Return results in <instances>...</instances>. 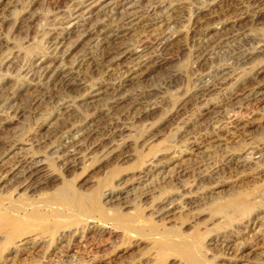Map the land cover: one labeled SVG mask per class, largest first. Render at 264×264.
Returning a JSON list of instances; mask_svg holds the SVG:
<instances>
[{
    "label": "rangeland",
    "instance_id": "374dc122",
    "mask_svg": "<svg viewBox=\"0 0 264 264\" xmlns=\"http://www.w3.org/2000/svg\"><path fill=\"white\" fill-rule=\"evenodd\" d=\"M82 1L1 0L0 109L4 126L0 155L11 142H19L23 155L34 154L44 160L52 180L30 197L23 190L15 194L14 186L0 193V202L10 208L0 209L4 220L0 222V263L228 264L238 246L246 254L241 264H264V245H253L250 233L237 235L241 215L229 208L233 200L251 207V218L264 215V160L256 163L254 158L264 141V102L259 108L241 110L243 96H236L259 80L264 83V18L240 11L225 15L229 2L224 0H131L133 11L143 21L160 16L165 9L175 17L172 26L158 29V36L155 32L147 39L151 43L144 53L149 57L147 64L122 85L115 94L118 103L111 104L113 92L106 87L117 81L118 72L130 61L128 55L112 64L106 75L99 68H80L68 77V87H40L35 86V80L22 78L23 71L32 66L64 73L82 55L99 58L101 50L88 39H78L77 32L66 36L62 46L66 55L59 67L46 48L49 37L61 31ZM197 14L201 28L214 27L204 38L193 28ZM220 23H224L221 28ZM133 29L116 38L114 45L120 51L137 46L140 32ZM163 36H171L170 41L157 51ZM100 80L104 81L101 95L94 90ZM235 117L248 122L240 134L215 142L202 140L219 127H227ZM82 131L92 136L81 146L79 163L65 172L60 167L63 148ZM229 153L243 156L247 165L220 171ZM144 168L148 178L139 180ZM56 192L72 198L83 195L86 210L53 203L51 196ZM37 202L47 208L32 212L30 208ZM166 204L173 209L160 219ZM18 231H22L20 236ZM229 233H234L232 241H228ZM6 235L15 238L5 244ZM27 236H36L41 245L19 251L18 240ZM249 250L252 253L247 254ZM188 255L197 261H186ZM11 258L12 262H4Z\"/></svg>",
    "mask_w": 264,
    "mask_h": 264
},
{
    "label": "bare ground",
    "instance_id": "6f19581e",
    "mask_svg": "<svg viewBox=\"0 0 264 264\" xmlns=\"http://www.w3.org/2000/svg\"><path fill=\"white\" fill-rule=\"evenodd\" d=\"M216 1V0H215ZM218 1V0H217ZM220 1V0H219ZM131 0H83L77 7H75L74 11L71 13V15L69 16V20H67V22L65 23V26L60 29L61 31L58 34H54L51 35L48 39V41L46 42V48H48V50L50 51V53L53 56L54 59V63L58 62V67L59 65H61L62 63V58L66 55H64V52H62V46H63V42L66 38V36H68V34H72L74 32H77L79 35L78 39H88V41L93 45L96 46V48L98 50H101L100 54H99V58H95V56H76L78 58H76L74 60V62H72L71 64V68L70 66H68V68H70L67 70V72H62V70H57L56 73H51V70L48 68L45 69H41L40 67L37 66H32L31 68L29 67L28 69H26L25 71H23V76L22 78H29L31 80H35V86H40V87H45V86H49L52 85L56 88H62V87H68L71 86L68 84L67 81L68 77H70L73 73H76L75 71H78L80 68L84 67V66H89L91 68H99L102 70V73L106 75V73H108L111 70V66L112 64H114L116 61H118L120 58L125 57L126 55H128L129 58V62L127 65H123V68L118 72L119 76L117 77V81L115 83L112 82V85L109 87H106V89L111 90L112 92V96H111V104H116V102L118 103V99L115 100V94L118 93V91L121 89L122 85L126 82V81H130L131 79H134V77L136 75L139 74V70L144 67L147 64V61L149 60L147 55H144L145 52L148 51V49L151 47V43L148 41L149 37L154 34L158 29H162L163 27L168 28L169 26H172L171 23H173L174 21V17L175 15H173L172 13H170V9L166 12L163 11V13L158 17L155 18H151L149 20L146 21H141V19H139V17L137 16V14H135V12L133 11L132 7H133V3H130ZM136 2V0H135ZM207 2V1H206ZM209 2V1H208ZM224 2H229L226 5V9H222L224 11L223 14H227V13H236L237 11L241 12L242 14H246V15H251L252 18H257V17H262L264 18V0H224ZM0 4H1V0H0ZM201 4V2H200ZM203 4V3H202ZM207 4V3H206ZM220 4V3H219ZM205 7V6H204ZM203 7V8H204ZM210 7V6H209ZM219 7V6H218ZM222 7V5H221ZM207 8V7H206ZM211 8V7H210ZM220 8V7H219ZM225 8V6L223 7ZM242 8V9H241ZM161 9V8H160ZM199 9V8H198ZM205 9V8H204ZM203 9V10H204ZM212 9V8H211ZM200 10V9H199ZM201 8V12L203 11ZM209 10V9H208ZM152 11V10H151ZM177 11V10H176ZM200 11H198V14H201ZM206 11V9H205ZM211 11V10H209ZM208 11V12H209ZM222 11V12H223ZM172 12V10H171ZM137 13V12H136ZM174 13V12H173ZM213 13V12H211ZM210 13V14H211ZM230 13V15H231ZM156 14V13H155ZM197 15H195L196 17L193 18V20L195 19V21H193V28L197 29L198 28V34L200 36H206L209 32H211V29H214L208 27H202V23H200L197 19ZM209 14V15H210ZM233 14V15H234ZM238 14V13H237ZM137 17H136V16ZM222 15V13H221ZM224 15V16H225ZM230 15L227 16L230 17ZM67 16V17H68ZM97 16H103L104 18H102V20H97L96 22H90L92 19H94V17ZM142 16V15H141ZM144 16V15H143ZM157 16V15H156ZM218 16V15H217ZM232 16V15H231ZM236 16V15H234ZM239 16V14H238ZM148 17V16H147ZM211 17V16H210ZM209 17V18H210ZM237 17V16H236ZM234 17V18H236ZM242 17V15H241ZM208 18V19H209ZM250 18V16H249ZM176 19V18H175ZM229 19V18H228ZM231 19V18H230ZM242 19V18H240ZM65 20V19H64ZM65 20V21H66ZM96 20V19H95ZM203 20V19H202ZM214 20V19H213ZM223 20V19H221ZM226 20V19H225ZM232 20V19H231ZM235 20V19H234ZM233 20V21H234ZM237 20V19H236ZM206 21V20H205ZM229 21V20H228ZM64 22V21H63ZM221 22V21H220ZM226 22V21H225ZM92 23V24H91ZM235 23V21L233 22ZM64 24V23H63ZM62 24V25H63ZM206 24V23H205ZM212 24V23H211ZM210 24V25H211ZM216 24V22H215ZM204 25V24H203ZM209 25V24H208ZM218 25V24H217ZM224 25V23H220V28L221 26ZM191 26V25H190ZM134 27L139 28V32H140V36L138 34V43L137 46L128 51V50H122L120 51V48H117V45L115 46V40L117 37H119V34L128 30L133 29ZM217 27V26H215ZM59 28V27H58ZM110 28H112L113 30L110 31ZM191 28V27H190ZM219 28V27H218ZM170 29V28H169ZM200 29V30H199ZM136 30V29H135ZM164 30V29H163ZM166 30V29H165ZM55 31V30H54ZM138 31V30H137ZM194 31V30H192ZM134 32V29L133 31ZM161 32V31H160ZM172 32V31H171ZM195 32V31H194ZM138 33V32H137ZM75 34V33H74ZM159 34V33H158ZM157 34V36H158ZM234 35V34H233ZM239 35V34H238ZM154 36V35H153ZM160 36V35H159ZM173 36V35H172ZM176 36V35H175ZM209 36V35H208ZM235 36V35H234ZM162 37V36H161ZM170 37L171 36H163V38L159 39L160 41L157 43V51H162L165 46L168 44V42L170 41ZM233 37V36H231ZM151 38V37H150ZM153 38V37H152ZM156 38V37H154ZM174 38V37H173ZM137 39V38H136ZM135 39V40H136ZM148 39V40H147ZM240 39V38H239ZM154 40V39H152ZM196 40V39H195ZM224 40V39H223ZM137 41V40H136ZM151 41V39H150ZM235 41V39H234ZM81 42V41H80ZM84 42V41H83ZM156 42V41H155ZM94 46V47H95ZM154 46V45H152ZM217 46V45H216ZM93 47V46H91ZM89 47V48H91ZM120 47V46H119ZM156 47V46H154ZM96 49V51H97ZM127 49V48H126ZM131 49V48H130ZM155 49V48H154ZM258 49V48H257ZM151 50V49H150ZM48 51V52H49ZM87 51V50H86ZM98 52V51H97ZM211 52V51H210ZM49 53V54H50ZM65 53H67L65 51ZM99 53V52H98ZM151 53V52H149ZM153 53V52H152ZM256 53V52H255ZM48 54V53H47ZM48 54V55H49ZM94 54V52H93ZM86 55V53H85ZM98 55V54H96ZM51 56V57H52ZM157 57V56H156ZM250 57V56H249ZM156 59V58H155ZM154 59V61H155ZM248 59V58H247ZM128 61V60H127ZM159 61V60H158ZM161 62V61H160ZM40 63V62H39ZM157 63V62H156ZM126 64V63H125ZM153 64V63H152ZM160 64V63H159ZM33 65H37L33 63ZM115 66V65H114ZM152 66V65H151ZM263 66V65H262ZM27 67V66H26ZM52 67V66H51ZM56 67V68H58ZM152 68V67H151ZM86 69V68H85ZM119 69V68H118ZM264 69V68H263ZM262 69V70H263ZM113 70V69H112ZM144 71V69H143ZM112 72V71H111ZM138 72V74H137ZM146 72V71H145ZM142 74V72H141ZM229 75V74H228ZM59 76V78H58ZM79 77V76H78ZM109 77V75H108ZM213 77V76H212ZM104 79V78H103ZM78 80V79H77ZM106 80V79H105ZM80 81V80H79ZM70 82V81H69ZM104 82V81H103ZM103 82H99L98 84V88L94 89L96 91V94L100 93V92H104L103 90L101 91V88L104 86ZM106 82V81H105ZM222 82V81H221ZM255 82V81H254ZM108 83V82H107ZM77 84V83H76ZM109 84V83H108ZM111 84V83H110ZM235 86V85H234ZM39 87V88H40ZM94 87V86H93ZM97 87V86H95ZM94 87V88H95ZM246 87V86H245ZM243 87V88H245ZM248 87V85H247ZM55 88V89H56ZM233 88V87H232ZM242 88V87H241ZM242 88V89H243ZM69 89V88H68ZM62 90V89H61ZM205 90V89H204ZM203 90V91H204ZM208 90V89H207ZM238 90V89H237ZM241 91V89H239ZM60 91V90H57ZM201 91V90H200ZM227 91V90H226ZM87 92V91H86ZM232 92V90H231ZM239 92V91H238ZM199 93V92H198ZM230 93V92H229ZM93 94V93H92ZM91 94V95H92ZM94 94V95H96ZM231 94L235 95V92H232ZM101 95V93H100ZM111 95V94H108ZM243 96L242 99L240 98V102L241 100H243L241 103L242 105L239 106V109L241 110H247L250 107H255V108H259L263 102H264V83H256L254 85H252V87L250 88H246V90H242V92H239V94L237 93L236 96ZM89 96V95H87ZM93 97V96H92ZM95 97V96H94ZM231 97V95H230ZM36 98V97H34ZM39 98H36L35 100H38ZM230 99V98H229ZM120 101V100H119ZM39 102V101H38ZM110 102V101H109ZM208 102V101H207ZM239 102V105L241 104ZM113 106V105H112ZM115 106V105H114ZM209 106V105H208ZM238 106V105H237ZM150 107V106H149ZM143 108V107H142ZM212 108V107H211ZM238 108V107H237ZM4 109V108H3ZM14 109V108H13ZM204 109L208 110L209 107H204ZM253 108H251L252 110ZM17 110V109H16ZM143 110V109H142ZM145 110V108H144ZM258 110V109H257ZM256 110V112H257ZM261 110V109H259ZM263 110V109H262ZM19 111V110H18ZM21 111V110H20ZM250 111V110H248ZM246 112V111H245ZM264 112V110H263ZM2 113L3 111L0 109V132L4 126L3 120H1L2 117ZM10 113H14L10 112ZM200 113V112H199ZM205 113V111L203 112ZM17 115V113H16ZM264 115V114H261ZM240 117V116H239ZM239 117H235L233 119L230 120L229 124L227 127H219L216 131H213L211 134L209 133L208 136L204 137L203 136V141H208L211 140L212 142H215L219 139H224L226 137L229 136H237V134H240L242 131L245 130L246 127V122L244 120H242V118L240 119ZM244 119V118H243ZM9 121V120H8ZM250 123V122H249ZM121 126V125H120ZM217 127V126H216ZM5 128V127H4ZM85 129V128H84ZM77 130V129H76ZM82 130V128H81ZM88 130V129H87ZM79 131V130H78ZM90 131V130H89ZM89 131H82L81 133L78 134V132H76L74 134V138L70 141L71 142H66V149L63 148L64 152L63 155L60 157V167L62 170H64L65 172H69L72 170V168L74 169V167L76 166V163L78 162V160L81 158V146L83 144H86V140L88 141L90 139V137L92 136V134ZM122 131V130H121ZM120 131V132H121ZM247 131V129H246ZM202 133V132H201ZM244 133V132H243ZM207 134V133H206ZM205 134V135H206ZM242 135V134H241ZM240 135V136H241ZM73 136V135H72ZM231 139V138H230ZM228 139V140H230ZM91 141V140H90ZM113 141V140H112ZM120 141V140H119ZM226 141V140H225ZM198 142V141H197ZM65 143V142H64ZM90 143V142H89ZM94 143V142H93ZM122 143V142H121ZM208 143V142H207ZM210 143V142H209ZM208 143V144H209ZM92 144V143H91ZM89 144V145H91ZM202 144V143H201ZM206 144V143H204ZM64 145V146H65ZM124 145V144H123ZM22 145L19 142L13 141L9 144L8 148H5V151L3 152L2 155H0V193L4 192L5 190H8L9 187L14 186L15 187V191L14 193L17 194L18 190H23L26 194H28L27 197H30L33 195V193L39 189L42 186H45L47 184H49V182L52 180L51 177L49 176V174L46 171V167L44 165V160H42L39 156L34 155V154H24L25 150L23 149L24 147H21ZM88 146V145H87ZM125 146V145H124ZM204 146V145H203ZM101 147V146H100ZM114 147V146H111ZM116 147V146H115ZM121 147V146H120ZM193 147V146H192ZM99 148V147H98ZM194 148V147H193ZM192 148V149H193ZM257 148V147H256ZM86 149V147H85ZM191 149V148H190ZM189 149V150H190ZM197 149V148H196ZM22 151V155L20 153H18V151ZM24 150V152H23ZM62 150V149H61ZM114 150V148H113ZM119 150V149H118ZM17 151V152H16ZM58 151V150H57ZM60 151V150H59ZM58 151V152H59ZM84 151V150H83ZM199 151V150H198ZM110 151L107 152V154ZM114 152V151H113ZM192 152V151H191ZM190 152V153H191ZM55 153V152H54ZM106 153V152H105ZM112 153V152H111ZM20 154V155H19ZM60 154V153H59ZM62 154V153H61ZM60 154V155H61ZM230 154V153H229ZM109 155V154H108ZM255 155V159L257 160V162L260 163V161L264 160V141L260 143L259 148L256 150V152L254 153ZM105 156V155H103ZM85 157V156H84ZM245 157V156H244ZM45 158V157H43ZM46 159V158H45ZM263 162V161H262ZM79 163V162H78ZM223 163V162H222ZM247 163V159L246 158H242L239 157H234V155H228L227 158L225 159V163L222 165L220 171L222 170L226 172L228 170H233L235 168L238 167H244V165ZM247 165V164H246ZM146 167V166H145ZM157 167V166H156ZM153 168V167H152ZM148 169V168H147ZM155 169V168H154ZM142 169L141 174L142 176L139 177V180H143L148 178V173L146 170ZM151 170V169H150ZM176 170V169H175ZM180 170V169H179ZM216 170V169H215ZM264 170V169H262ZM160 171V170H159ZM178 171V170H177ZM150 172V171H149ZM181 172V171H180ZM264 172V171H261ZM163 173V171H162ZM176 173V172H175ZM256 173V172H255ZM258 173V172H257ZM140 174V173H138ZM140 174V175H141ZM153 174V173H152ZM157 174V173H156ZM171 174V173H170ZM260 174V173H258ZM257 174V175H258ZM262 174V173H261ZM163 175V174H162ZM160 175V176H162ZM175 175V174H174ZM177 175V173H176ZM52 176V175H51ZM139 176V175H138ZM138 176L136 179H138ZM159 176V175H158ZM164 176V175H163ZM154 177V176H153ZM168 177V176H165ZM172 177V176H171ZM161 178V177H160ZM153 179V178H152ZM159 180V179H158ZM161 180V179H160ZM170 181V178L169 180ZM146 182V181H145ZM144 182V183H145ZM159 182V181H158ZM161 182V181H160ZM139 183V182H138ZM143 183V182H142ZM159 184V183H158ZM16 185V186H15ZM140 185V184H139ZM142 185V184H141ZM49 186V185H48ZM64 188V187H63ZM60 190V188H58ZM57 189V190H58ZM65 189V188H64ZM41 190V189H40ZM22 191V192H23ZM55 191V190H54ZM53 191V192H54ZM71 191V190H70ZM69 191V192H70ZM212 191V190H211ZM52 192V193H53ZM65 192H67L65 190ZM29 193H31L29 195ZM77 193V191L75 192V194ZM81 193V192H80ZM20 194H18L19 196ZM49 195V194H48ZM52 197V198H51ZM51 201H53V203H58L61 204L63 206H74L76 209H80L82 211L86 210V197H84L83 195L78 194L76 197H70V195L66 194V193H54L51 196ZM49 198V199H50ZM48 199V198H47ZM2 201V199H0ZM190 200V199H189ZM186 202V201H185ZM188 202V201H187ZM191 202V201H190ZM189 202V203H190ZM231 202V201H230ZM234 202V203H233ZM237 202V201H236ZM162 203V202H161ZM169 203V201L167 202ZM188 203V204H189ZM22 204V203H20ZM31 205V204H30ZM177 205V204H176ZM231 210H233L235 213L239 212V214L241 215V219L243 214H248L246 215L245 218H243V220L240 219L235 221H239V225L241 226L240 230H237L238 232L237 235L239 233L241 234H245V233H250V236L252 237V240L255 244V246L259 247L264 245V215L263 216H259L260 218H251L250 216V209L245 205L239 204V203H235V201L232 200L231 203H229ZM17 207V206H16ZM25 207V206H24ZM29 207V205H28ZM47 208L46 205L42 204V202H37L35 205L31 206L30 210L32 212H40L41 210H43L44 208ZM179 208V207H178ZM177 208V209H178ZM226 208V207H225ZM0 209H8L10 210L9 206L8 207H4V205L2 204V202H0ZM173 209V206L170 204H166V206L164 205L161 208V213L160 215H164L167 216L171 213L170 210ZM222 209V208H221ZM220 209V210H221ZM24 210V209H23ZM100 210V208H99ZM230 210V211H231ZM250 210V211H249ZM11 211H13V209H11ZM29 211V210H28ZM68 211V210H67ZM159 209L156 211L158 212ZM232 211V212H233ZM8 212V211H7ZM60 212V211H59ZM174 212V211H173ZM226 212V211H225ZM222 213H224L222 211ZM228 213V212H227ZM226 213V216H227ZM153 214V213H152ZM229 214V213H228ZM260 214V213H259ZM157 215V214H156ZM162 215L160 217V219H162ZM172 215V214H171ZM232 215V213H231ZM239 215V216H240ZM257 215V214H256ZM262 215V214H261ZM250 216V218L248 217ZM14 217V216H13ZM168 217V216H167ZM225 217V216H223ZM256 217V216H255ZM15 218V217H14ZM236 218V217H235ZM89 219V217H88ZM165 219V218H164ZM227 221V218H225ZM29 220V219H28ZM31 220V219H30ZM3 216L0 217V222H2L3 224ZM14 222V219L12 220ZM232 222V219L230 220ZM12 222V223H13ZM237 223V222H236ZM238 224V223H237ZM227 225V224H226ZM49 227V226H48ZM88 227V226H87ZM92 227V226H91ZM232 227V225H231ZM51 228V226H50ZM49 228V230H50ZM89 228V227H88ZM133 228V227H132ZM47 230V231H49ZM232 230V229H231ZM235 230V228H234ZM46 231V230H45ZM71 231V230H70ZM125 231V230H124ZM228 231V230H227ZM72 232V231H71ZM232 232V231H231ZM234 232V231H233ZM22 233V231H18V235L20 236ZM63 233V232H62ZM65 234V232L63 233ZM83 234V233H82ZM81 234V235H82ZM234 233H229V235L227 236L228 241H230L229 239H231V237H233ZM8 235V234H7ZM5 236L3 238V240L5 241V244H9L10 242H12L13 238H15V236L11 235L10 237ZM62 235V234H61ZM37 236V235H36ZM36 236L31 237V236H27V237H23L21 239L18 240V247L22 246V250L19 249V251H24V250H31L32 249H36L39 245H41V240H39L38 238H36ZM39 236V235H38ZM226 236V234H225ZM224 236V237H225ZM240 236V235H239ZM40 237V236H39ZM67 237V235L65 236V238ZM89 237V236H88ZM222 238V237H221ZM234 238V237H233ZM250 238V237H249ZM224 239V238H222ZM43 240V239H42ZM234 240V239H233ZM86 241V239H85ZM214 241V240H213ZM226 240H222L221 242H224ZM232 241V239H231ZM43 242V241H42ZM88 242V241H87ZM85 242V243H87ZM70 243V242H69ZM16 244V243H15ZM66 244V243H65ZM63 244V245H65ZM13 245V244H12ZM73 245V244H72ZM82 245V244H81ZM85 245V244H84ZM83 245V247H84ZM240 246V244H239ZM9 247V246H8ZM15 247V246H14ZM11 246V248H14ZM65 247V246H64ZM67 247V246H66ZM79 247V246H77ZM81 247V248H83ZM227 247V246H226ZM229 247V246H228ZM232 247V245H231ZM7 248V246L5 247ZM16 248V249H17ZM61 248V247H59ZM89 248V247H88ZM238 246L236 247V251L233 252V254L231 255V258L228 259V264H241L244 261V254L245 252L241 249L238 248ZM255 248V247H254ZM63 249V248H62ZM84 249V248H83ZM232 249V248H231ZM69 250V248H67L66 252ZM159 250V249H158ZM161 250V249H160ZM17 251V250H16ZM15 251V252H16ZM62 251V250H61ZM14 252V251H13ZM199 252V251H198ZM231 252V251H230ZM247 252V251H246ZM4 253V252H3ZM19 253V252H17ZM27 253V252H26ZM63 253V252H61ZM200 253V252H199ZM228 253V251L226 252ZM252 253V250H249L247 254ZM14 254V253H13ZM20 255V254H19ZM201 255V254H200ZM227 255V254H226ZM13 256V255H12ZM195 256V255H194ZM199 256V255H198ZM229 256V255H228ZM19 257V256H18ZM4 258V257H3ZM6 258V257H5ZM8 258V256H7ZM10 258V257H9ZM13 258V257H12ZM11 259H4V262H12L13 260ZM15 258V257H14ZM186 259V261H189L190 263L196 262L195 261V257H193V255H188L187 257H184ZM200 259V258H199ZM244 263V262H243ZM1 264V263H0ZM3 264V262H2ZM13 264V263H12ZM196 264V263H194ZM225 264V263H224Z\"/></svg>",
    "mask_w": 264,
    "mask_h": 264
}]
</instances>
